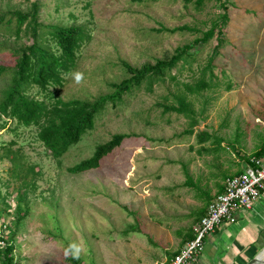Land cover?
I'll list each match as a JSON object with an SVG mask.
<instances>
[{"label": "rangeland", "instance_id": "1", "mask_svg": "<svg viewBox=\"0 0 264 264\" xmlns=\"http://www.w3.org/2000/svg\"><path fill=\"white\" fill-rule=\"evenodd\" d=\"M33 3L43 27L77 26L89 35L62 87L49 89L48 97L29 90V98L48 104L53 97L111 95L113 84L129 78L122 62L139 69L171 59L220 24L223 35L195 47L164 80L145 82L109 104L61 159L39 142L37 128L0 121V206H10L0 235L7 240L13 226L15 264L168 263L192 241L208 199L225 189L223 177L242 172L264 144V0H226L227 24L216 1L197 9L173 0H0V11L26 12ZM4 31L0 67L11 70V51L29 40ZM202 79L205 91L187 92ZM8 80L0 77V94ZM177 96L192 104L194 128L184 116L164 113ZM115 135L130 139L98 170L68 173ZM19 194L29 211L16 225Z\"/></svg>", "mask_w": 264, "mask_h": 264}, {"label": "trees", "instance_id": "2", "mask_svg": "<svg viewBox=\"0 0 264 264\" xmlns=\"http://www.w3.org/2000/svg\"><path fill=\"white\" fill-rule=\"evenodd\" d=\"M133 1L142 2L143 0ZM173 1H181L185 6L194 5L197 9L203 8L207 2L216 1L221 5L224 12L220 16L221 24H227L229 20L227 9L224 7L226 0ZM219 28H221L220 24H214L202 39L195 42V47L208 43L216 36V33L219 37L222 36L223 33L218 32ZM0 30L10 33L16 40L23 38L29 40V45L11 51L15 58L14 68L8 70V68L0 67V77H9L7 87L0 94V121L3 119L12 120L24 128H37L39 142L44 145L54 159H61L71 147L78 145L82 137L94 129L96 117L104 112L109 104L115 106L117 102L122 101L126 93L133 89H139L145 82L152 84L153 81L164 80L167 74L174 70L185 56L195 49V47L186 46L178 49L171 59L157 61L155 65L147 64L139 69H134L129 64L122 62L129 78L120 84H113L111 88L114 91L111 95L90 101L79 99L63 101L53 97L54 100L48 104L29 98V90L36 87L48 97L50 94L49 89L63 86L64 77L71 74L76 67L78 52L84 43L89 40L86 30L77 26L69 28L43 27L39 24L38 4L36 3L31 4L30 9L26 12L0 11ZM187 30L188 28L185 27L174 31H165L169 34H175ZM40 31L46 36L44 40L41 38ZM212 66L213 60L209 62L208 69ZM206 87L205 81L202 79L195 86L187 85L186 90L190 94L198 95L205 91ZM176 101V105L164 106V113L184 116L190 121L191 127L194 128L197 125V120L192 104L187 102L184 96H177ZM205 138L202 139L203 142L209 140V137L205 136ZM129 139L130 137L126 135L113 136L106 144L97 146L94 155L90 159L69 169L68 173L79 175L98 170L102 161ZM217 143L219 146L221 145V141H217ZM262 155H264V144L250 159ZM15 158L12 157L11 161L14 162ZM250 159L247 160V163ZM229 178L223 177L226 181ZM187 179L189 182V176H187ZM224 191L225 189H221L219 196ZM17 198L16 213L18 220L15 223L16 225L24 219L29 211L26 203L23 206L25 194H19ZM208 203L211 204L212 202L208 199ZM9 207L3 201L2 206H0V218L8 215ZM12 227L6 228L9 234L7 240L2 239L5 247L0 249V264H15V230ZM193 238L194 234L190 240H193ZM69 252L71 253L70 250ZM70 256L72 257L70 260L75 263L74 256Z\"/></svg>", "mask_w": 264, "mask_h": 264}, {"label": "built area", "instance_id": "3", "mask_svg": "<svg viewBox=\"0 0 264 264\" xmlns=\"http://www.w3.org/2000/svg\"><path fill=\"white\" fill-rule=\"evenodd\" d=\"M261 200H264V155L251 158L243 173L227 179L224 193L209 205L194 230L193 240L168 264H194L204 252L208 237L222 225L234 224L238 214L251 211ZM2 239L0 235V249L5 247Z\"/></svg>", "mask_w": 264, "mask_h": 264}, {"label": "crops", "instance_id": "4", "mask_svg": "<svg viewBox=\"0 0 264 264\" xmlns=\"http://www.w3.org/2000/svg\"><path fill=\"white\" fill-rule=\"evenodd\" d=\"M194 264H264V200L208 237Z\"/></svg>", "mask_w": 264, "mask_h": 264}, {"label": "clouds", "instance_id": "5", "mask_svg": "<svg viewBox=\"0 0 264 264\" xmlns=\"http://www.w3.org/2000/svg\"><path fill=\"white\" fill-rule=\"evenodd\" d=\"M80 79V77L79 76H77V80H79ZM75 253L78 255V253H79V249L77 248V249H75Z\"/></svg>", "mask_w": 264, "mask_h": 264}]
</instances>
